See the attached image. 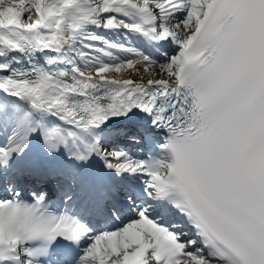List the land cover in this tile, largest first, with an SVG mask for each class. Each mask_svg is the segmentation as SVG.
<instances>
[{
  "label": "snow or ice",
  "instance_id": "obj_1",
  "mask_svg": "<svg viewBox=\"0 0 264 264\" xmlns=\"http://www.w3.org/2000/svg\"><path fill=\"white\" fill-rule=\"evenodd\" d=\"M0 264H264V0H0Z\"/></svg>",
  "mask_w": 264,
  "mask_h": 264
}]
</instances>
